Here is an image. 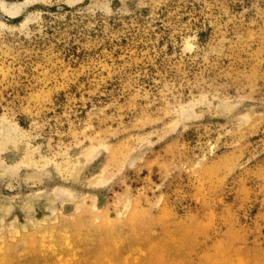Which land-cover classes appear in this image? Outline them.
Listing matches in <instances>:
<instances>
[{
	"label": "rangeland",
	"instance_id": "374dc122",
	"mask_svg": "<svg viewBox=\"0 0 264 264\" xmlns=\"http://www.w3.org/2000/svg\"><path fill=\"white\" fill-rule=\"evenodd\" d=\"M0 264H264V0H0Z\"/></svg>",
	"mask_w": 264,
	"mask_h": 264
}]
</instances>
